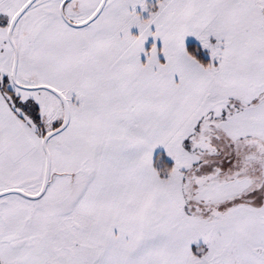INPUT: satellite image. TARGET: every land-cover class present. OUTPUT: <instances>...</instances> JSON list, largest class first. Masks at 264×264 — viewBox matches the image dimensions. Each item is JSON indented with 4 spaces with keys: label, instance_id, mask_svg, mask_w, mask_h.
I'll return each instance as SVG.
<instances>
[{
    "label": "snow or ice",
    "instance_id": "6c2138e0",
    "mask_svg": "<svg viewBox=\"0 0 264 264\" xmlns=\"http://www.w3.org/2000/svg\"><path fill=\"white\" fill-rule=\"evenodd\" d=\"M0 264H264V0H0Z\"/></svg>",
    "mask_w": 264,
    "mask_h": 264
}]
</instances>
